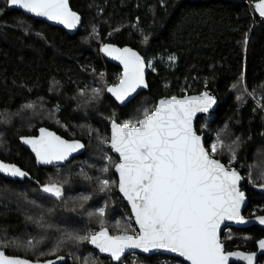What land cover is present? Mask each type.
<instances>
[{
    "label": "trees",
    "instance_id": "obj_1",
    "mask_svg": "<svg viewBox=\"0 0 264 264\" xmlns=\"http://www.w3.org/2000/svg\"><path fill=\"white\" fill-rule=\"evenodd\" d=\"M255 1L71 0L83 21L69 34L0 0V158L27 173L0 175V249L31 260L67 257L62 264H186L163 254L113 262L87 240L68 236H89L102 227L112 234L137 232L117 190L111 121L138 118L161 97L207 89L219 103L197 119L196 130L207 150L219 136L225 147L213 157L243 175L245 216L264 213V22L253 10ZM105 43L130 45L148 64L147 90L124 106L107 92L121 69L102 56ZM93 88L101 89L96 99ZM43 126L83 141L85 151L62 165L38 167L20 139ZM98 178L110 181L107 191ZM50 183L62 187V197L43 191ZM263 236L256 225L222 232L229 250L253 251Z\"/></svg>",
    "mask_w": 264,
    "mask_h": 264
},
{
    "label": "snow or ice",
    "instance_id": "obj_2",
    "mask_svg": "<svg viewBox=\"0 0 264 264\" xmlns=\"http://www.w3.org/2000/svg\"><path fill=\"white\" fill-rule=\"evenodd\" d=\"M8 3L70 29L80 23V16L71 10L69 0H8ZM256 7L264 16V0ZM103 51L124 65L119 83L107 88L116 100L123 103L137 88L147 87L144 61L137 53L112 45H105ZM100 91L93 88L91 98L96 99ZM215 103L208 92L183 99L173 96L161 99L154 110L145 108L138 118L121 123L113 119L109 139L120 158L114 165L119 174L118 187L131 205L138 233L109 235L108 229L103 228L91 236L69 235L68 238L87 240L115 261H120L128 249H141L146 253L153 250L177 253L190 264H228L230 255L253 264L255 253L226 254L219 237L224 221L244 222L240 208L245 195L239 188L243 177L230 166L231 162L226 166L213 158L218 147H225L219 136L207 150L193 127L196 114L207 113ZM22 139L44 164L66 160L83 147L78 141L70 143L47 129H40L39 137ZM227 150L234 161V149L228 146ZM106 159L112 160L110 156ZM107 170L105 166L101 171ZM0 172L27 175L15 165L3 162H0ZM98 182L102 185L101 191L110 188L108 179L98 178ZM43 191L57 198L63 196L62 187L56 183L45 185ZM98 214L103 216L104 209H98ZM258 219L264 224V217ZM259 247L264 250V240L259 242ZM0 264H31V261L9 257L0 251Z\"/></svg>",
    "mask_w": 264,
    "mask_h": 264
},
{
    "label": "water",
    "instance_id": "obj_3",
    "mask_svg": "<svg viewBox=\"0 0 264 264\" xmlns=\"http://www.w3.org/2000/svg\"><path fill=\"white\" fill-rule=\"evenodd\" d=\"M70 2H71V0H69V7L71 8V10H72L73 12L77 13V14L80 16V23H79L75 28H71V29L68 28V27H66L64 24L59 23L58 21H52V20H48L46 17L36 16L35 14H33V13H29V12H27L26 10H23V9L19 8L18 6H11L9 3H8V8H9V9H17V10L23 12L24 14H26V15H28V16H31V17H33V18H35V19H38V20L44 21V22H46V23H48V24H50V25H54V26L61 27L62 29H64V30H65L67 33H69V34H74V33H76V32L78 31V29L81 27V25H82V21H83V18H82V15H81L79 12H77L76 10H74V9L71 7ZM261 2H262V0H257V1H255L254 4H253V10H254L255 14L260 18V20L264 22V16H261V15H260V13H259V9L256 7V5H257V4H260ZM105 45H112V46H114V47H116V48H119V49L129 48V49H131L133 52L137 53V54L142 58V60L144 61V80H145V83L147 84V87H146V88H145V87L137 88L136 91L133 92L130 96H128L127 99H126L123 103H121V102H119L118 100H116L115 96H113L112 93H109V92L107 91L108 94H109V95H110V96L116 101V103H117L118 105H120V106H124V105H126L129 101H131L134 97H136L138 94H140L141 92L147 90V88H148V82H147L148 64H147L146 60L144 59V57L140 54V52H139L136 48H134V47H132V46H130V45L119 46V45H116V44H113V43H105V44L102 46V48H101V54H102V56H103L107 61H109L110 63H112V64H114V65H117L118 67H120V69H121V76H120V78L122 77V75H123V73H124V65H123V63H121L120 60L115 59L114 56H109V55H107V54L103 51V48H104ZM119 80H120V79H119ZM118 83H119V81H118L116 84L111 85V86H115V85H117ZM111 86H109V87H111ZM203 92H208L211 96H213V97L215 98V100H216V103L213 105V107H212L211 109H209V111H208L207 113H197V114H196V116H195L194 119H193V127H194L195 130H196L195 124H196L197 119L200 118V117H202V116H208V115H211V114L216 110L217 105H218V103H219L218 97H217V95L215 94V92H214L213 90L207 89V90H205V91H203ZM203 92L195 93V94H186V95H183V96H175V97H177L178 99H183V98H185V97L199 96V95H201ZM171 97H173V96H170V97H161V98H159V99L157 100V104H156V106L158 105V103H159V101H160L161 99H170ZM153 110H154V109H153ZM117 123H118V122H117ZM40 129H47L49 132L55 133V134H56L57 136H59L61 139H63V140H67V141H69L70 143H71V142H76V141H78L80 144L83 145V147L80 148L79 150H77L76 152H73V153H72V154H71L66 160H63V161H55V162H53V163H51V164H44V163H41V162L38 161V159H37V157H36V154H35V152L32 150L31 146L28 145V144H25V143L23 142V139H22V138H25V137H39V136H40ZM196 132H197V130H196ZM197 134L200 135V136L202 137V141H203V144H204V147H205V136H204L203 134L198 133V132H197ZM111 135H112V121H111V123H110V137H111ZM20 143H21V145H22L23 147H25L28 151H30V153H31V154L33 155V157L35 158L36 165H37L38 167H51V166L62 165V164H64L65 162L71 160L73 157H75V156H77V155H79V154H81V153H83V152L85 151V144H84L83 141H81V140H79V139H67V138L61 136L60 134H58V133H57L56 131H54L53 129H50V128H48V127H44V126H43V127H40V128L37 130V133H36L35 135H31V136H23V137H21V139H20ZM109 147H110L112 153H113V154L116 156V158L118 159L117 163H119V162H120L119 154L116 153V152L111 148V146H110V140H109ZM205 148H206V147H205ZM213 158H215V157H213ZM215 159H217V158H215ZM218 160H219V159H218ZM220 161H221V160H220ZM0 162H3V163L8 164V165H15L16 167H18L16 164H14V163H10V162H7V161H5V160H3V159H1V158H0ZM117 163H116V164H117ZM221 163H223V164H225L226 166H228L226 163H224V162H222V161H221ZM231 167L234 168L236 171H238L239 174L241 175V177H243V175L241 174V172H240L238 169H236L234 166H231ZM18 168H19V167H18ZM114 171H115V173H116V175H117V190H118V193H119V195L124 199L125 203H126L127 206L129 207L130 212H131V214H132V220H133L134 223H135L134 216H133V212H132V209H131V205H130L129 201L127 200V198H126V197L123 195V193L120 192V190H119V187H118V183H119V174L116 172L115 166H114ZM0 175H1V176H4V177H7V178L13 177V176H11V175H9V174H6V173H4V172H0ZM243 181H244V177H243V179L240 181L239 188H240V191H242V192L244 193V195H245L244 202H243V204L241 205V208H240V215L243 217L244 222L227 221V220L224 221V222L221 224V227H220V230H219V237H220V241H221V243L224 245V250H225V253H226V254H229V253H243V254H245V255H249V254H253V253H255L256 256H255V259H254V261H253V264H259V258H260L262 255H264V250L260 249V247H259V242H260L261 240H264V236L261 237V238H259V239L257 240V242H256V249L253 250V251H246V250H242V249L229 250V249L226 248L225 240L222 238V232H223L226 228H229V227H234V228H246V227H250V226L256 225V226H258L259 228H261L262 230H264V224H260V223H259V219H258L259 217H264V213H262V214H258V215H254V216H250V217H249V216H245V214H244V209H245V208L247 207V205H248V197H247V195H246V191H244V190L242 189V187H241V184H242ZM135 225H136V228H137V232H136V233L122 232V233H119V234H112V233L109 231V229H108L107 227H102V228L99 229V230H96V231L91 232L89 236H91V235H93V234H96V233L100 232L103 228H107V229H108L109 235H123V234L136 235V234L138 233L139 226H138L136 223H135ZM88 245H89L94 251H97L101 256H103V257H108V258H110L113 262H119V261H115V260H113V259L110 257V254L105 253V252H101V251L96 247V245L90 243L89 241H88ZM0 251L4 252L5 255H7V256H9V257L21 258V259H25V260L31 261V264H37V261L39 262V264H47L48 261H54V264H62V263L65 262V260L67 259V257L59 255V256H55V257H51V258H47V259H45V260H31V259H28V258H26V257H22V256H18V255H9V254H7V253L5 252V250H3V249H0ZM130 252H137V253L142 254V255H145V256H151V255H155V254L169 255V256H173V257H176V258L180 259L181 261H183V262L186 263V264H190L189 261H187V260H186L185 258H183V257H180L179 254H177V253H172V252L167 251V250H153V251H150V252H147V253H146V252H143L141 249H128V250L125 251V253H124V255L122 256L121 260H122L127 254H129ZM59 257H63V259H59ZM121 260H120V261H121ZM232 263H236V264H248V262H247L246 260H242V259H240L239 257L231 256V255H230V256H229V260H228V264H232Z\"/></svg>",
    "mask_w": 264,
    "mask_h": 264
},
{
    "label": "built area",
    "instance_id": "obj_4",
    "mask_svg": "<svg viewBox=\"0 0 264 264\" xmlns=\"http://www.w3.org/2000/svg\"><path fill=\"white\" fill-rule=\"evenodd\" d=\"M138 254L137 252H130L129 254H127L126 257V261L129 263H135L138 261Z\"/></svg>",
    "mask_w": 264,
    "mask_h": 264
},
{
    "label": "rangeland",
    "instance_id": "obj_5",
    "mask_svg": "<svg viewBox=\"0 0 264 264\" xmlns=\"http://www.w3.org/2000/svg\"><path fill=\"white\" fill-rule=\"evenodd\" d=\"M46 185H48V184H46ZM44 187V186H43Z\"/></svg>",
    "mask_w": 264,
    "mask_h": 264
}]
</instances>
